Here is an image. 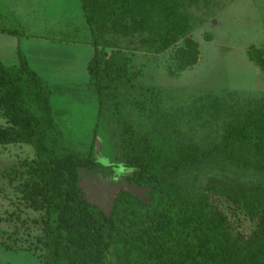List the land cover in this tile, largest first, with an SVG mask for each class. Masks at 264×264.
Returning a JSON list of instances; mask_svg holds the SVG:
<instances>
[{
	"label": "rangeland",
	"instance_id": "1",
	"mask_svg": "<svg viewBox=\"0 0 264 264\" xmlns=\"http://www.w3.org/2000/svg\"><path fill=\"white\" fill-rule=\"evenodd\" d=\"M40 1L43 16L26 11L30 35L0 34L5 55L0 61L16 66L19 50L53 87L54 122L65 144L78 154L88 153L94 142L98 158L107 157L114 166L123 163L115 106L145 135L172 145L209 149L220 143L229 126L246 127L248 137L233 142L230 155L216 154L169 179L222 219L240 244L235 264H264L258 230L264 211V0H170L190 27L167 46L163 36L168 25L162 17H152L144 29L134 18H101L99 26L106 29L92 32L79 0ZM19 7L12 10L24 16ZM94 46L103 61L126 68L130 75L125 86L110 83L100 111L86 69ZM253 50L256 58L249 55ZM129 99L142 101L145 110L129 105ZM6 126L0 112V127ZM37 162L31 145L0 143V264H42L39 213L21 191L26 171ZM113 167L102 174L79 171L85 197L98 206L103 202L107 212L120 191L146 192L125 176L113 183ZM10 169L18 174L4 178ZM108 259L117 264L112 253Z\"/></svg>",
	"mask_w": 264,
	"mask_h": 264
},
{
	"label": "trees",
	"instance_id": "2",
	"mask_svg": "<svg viewBox=\"0 0 264 264\" xmlns=\"http://www.w3.org/2000/svg\"><path fill=\"white\" fill-rule=\"evenodd\" d=\"M79 1L92 32L106 29L99 26L101 18H134L144 29L152 17L159 16L168 25L163 36L167 46L190 27L185 16L179 18L170 0ZM0 33L28 35L19 18L1 12V4ZM256 52L253 50L249 55L256 58ZM17 58L14 67L0 61V111L9 124L0 127V143L29 144L38 158L37 164L26 171L21 191L39 213L42 264H110L109 253L117 264L236 263L240 244L222 219L207 204L198 205L189 199L169 177L216 154L230 155L231 144L248 137L245 126H229L220 143L209 149L172 145L145 135L115 106L122 164L132 169L125 178L146 192L142 198L130 189L120 191L107 212L85 197L79 171L102 174L111 171L114 165L97 162L94 142L83 155L65 144L63 132L53 119L50 103L53 87L28 65L19 50ZM86 69L99 111L110 83L125 86L130 79L126 68L103 61L96 46ZM128 103L145 110L139 99H129ZM16 174L18 171L10 169L2 175L9 179ZM245 195L249 196L247 192ZM229 197L239 201L236 195ZM253 197L248 198L255 201L257 198ZM258 230L264 241V211Z\"/></svg>",
	"mask_w": 264,
	"mask_h": 264
},
{
	"label": "crops",
	"instance_id": "3",
	"mask_svg": "<svg viewBox=\"0 0 264 264\" xmlns=\"http://www.w3.org/2000/svg\"><path fill=\"white\" fill-rule=\"evenodd\" d=\"M0 4H1L2 10L5 13L12 14L13 16L19 18L25 28H27L28 22L30 21L29 20L30 16L26 13V11L28 13H31V15L34 13V14H41V16H43L42 14L45 11L42 8L43 5L41 4V1L40 0H0ZM13 5H14V8H16L17 5L23 6V8L22 7H19V8L22 9L23 12H25L24 16L20 15L18 12L16 13L15 11H13L12 10ZM37 18H40V17H37ZM26 33L28 35H30L29 32H26ZM0 34H3V33H0ZM10 36H12V35H10ZM18 37L21 38V37H24V36H18ZM3 56H5V55L0 50V60L1 61H2V57ZM1 115H2V112H1Z\"/></svg>",
	"mask_w": 264,
	"mask_h": 264
},
{
	"label": "clouds",
	"instance_id": "4",
	"mask_svg": "<svg viewBox=\"0 0 264 264\" xmlns=\"http://www.w3.org/2000/svg\"><path fill=\"white\" fill-rule=\"evenodd\" d=\"M107 159H108L107 157L101 156L98 158L97 162L104 164L105 161H107ZM105 166H109V165L105 164ZM131 171L132 169L129 166L121 163L113 167V174L111 175L110 179L113 183H118L123 176L129 174Z\"/></svg>",
	"mask_w": 264,
	"mask_h": 264
},
{
	"label": "water",
	"instance_id": "5",
	"mask_svg": "<svg viewBox=\"0 0 264 264\" xmlns=\"http://www.w3.org/2000/svg\"><path fill=\"white\" fill-rule=\"evenodd\" d=\"M135 192L137 193V195H139L142 198H144L143 194L141 192H139L138 189H135ZM99 206L101 207L102 210H104V203L103 202H99Z\"/></svg>",
	"mask_w": 264,
	"mask_h": 264
},
{
	"label": "flooded vegetation",
	"instance_id": "6",
	"mask_svg": "<svg viewBox=\"0 0 264 264\" xmlns=\"http://www.w3.org/2000/svg\"><path fill=\"white\" fill-rule=\"evenodd\" d=\"M104 190V189H103Z\"/></svg>",
	"mask_w": 264,
	"mask_h": 264
}]
</instances>
